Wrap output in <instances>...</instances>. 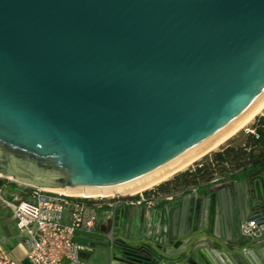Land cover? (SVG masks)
Segmentation results:
<instances>
[{
    "label": "water",
    "instance_id": "water-1",
    "mask_svg": "<svg viewBox=\"0 0 264 264\" xmlns=\"http://www.w3.org/2000/svg\"><path fill=\"white\" fill-rule=\"evenodd\" d=\"M263 104L264 0H0V176L126 194ZM249 188L247 215L232 211L227 187L165 200L149 214L158 242L116 237L119 255L135 264H264V172ZM124 208L109 212L113 233ZM218 219L233 245L227 256L204 248L210 237L201 244L209 231L222 246Z\"/></svg>",
    "mask_w": 264,
    "mask_h": 264
},
{
    "label": "built area",
    "instance_id": "built-area-1",
    "mask_svg": "<svg viewBox=\"0 0 264 264\" xmlns=\"http://www.w3.org/2000/svg\"><path fill=\"white\" fill-rule=\"evenodd\" d=\"M249 131L253 132L252 129ZM2 177L0 180L5 179ZM221 178L215 176L212 182ZM6 184L9 182L0 184V203L9 208L16 221L20 239L27 247V257L32 264H87L83 254L92 250L95 243L84 242L80 236H92L98 232L101 210L111 212L122 206L142 205L153 208L158 197L171 200L182 194H158L151 187L135 194L92 197L23 184L19 189L15 188L13 196L6 198ZM254 228L255 220L242 224L245 234L252 233ZM115 241L116 237L111 233L107 244L113 248ZM0 264H17L1 239Z\"/></svg>",
    "mask_w": 264,
    "mask_h": 264
},
{
    "label": "crops",
    "instance_id": "crops-1",
    "mask_svg": "<svg viewBox=\"0 0 264 264\" xmlns=\"http://www.w3.org/2000/svg\"><path fill=\"white\" fill-rule=\"evenodd\" d=\"M248 183V184H247ZM245 184L247 185V190L245 189ZM227 187L229 189L230 203L232 206V211L235 212L237 206H240L243 212L247 215L249 213V208L247 207L248 199L251 197L248 191L249 182L245 178H240L239 180L226 181L220 183L219 181L214 182L211 186L205 187V185L195 186L191 188H197L196 191L190 190L189 192H197L203 195L208 193H215L219 189ZM201 188V189H200ZM182 195V194H181ZM248 196V197H247ZM177 197V196H176ZM165 205V200L161 198L155 199V206L153 208H147L146 206H122L125 207L126 214L119 224L120 232L118 234L112 232V226L109 221V212L101 210L99 212V230L92 236H80L81 239L85 241H93L95 244L92 246V250L87 251L83 254V258L87 261V264H135L130 260L123 258L119 255V249L114 245L111 248L106 242L111 233L115 237L123 239L127 244L131 245H141L147 244L153 246L158 242V239L152 235V225L151 218L149 214L151 211L153 213H158L160 208ZM245 223V222H244ZM213 228V227H212ZM218 232L222 237L219 239L222 246L217 245L213 240L212 232L207 231L202 237L203 242L201 244H208L209 237L212 240L210 246H205L204 248L211 254V252L216 248L217 253L220 255L228 254L226 245L232 247L233 245L228 244V232L224 225H221L219 219L217 220ZM216 229V227H215ZM233 230L230 229V238ZM197 236V235H195ZM197 238V237H196ZM235 238V237H234ZM0 239L3 241L5 247L7 248L10 256L16 261L17 264H32L27 257V247L21 241L19 236L18 227L16 221L11 215L10 210H5V206L0 203ZM199 238L195 239V244H198ZM233 240V239H232ZM249 240H245L241 244L242 247L246 248V251L253 252ZM106 243V244H104ZM212 255V254H211ZM253 255H255L253 253ZM221 257V256H220ZM169 259V257H167ZM256 258V255H255ZM221 259H223L221 257ZM74 264V263H66Z\"/></svg>",
    "mask_w": 264,
    "mask_h": 264
},
{
    "label": "trees",
    "instance_id": "trees-1",
    "mask_svg": "<svg viewBox=\"0 0 264 264\" xmlns=\"http://www.w3.org/2000/svg\"><path fill=\"white\" fill-rule=\"evenodd\" d=\"M251 129L253 132H248L242 144H229L202 157L203 160L195 166L179 171L172 178L155 186V193L186 194L191 187L211 186L214 183L212 179L217 174L222 177L220 183L240 178L251 182L264 172V114L256 116ZM6 181L0 180V184Z\"/></svg>",
    "mask_w": 264,
    "mask_h": 264
},
{
    "label": "bare ground",
    "instance_id": "bare-ground-1",
    "mask_svg": "<svg viewBox=\"0 0 264 264\" xmlns=\"http://www.w3.org/2000/svg\"><path fill=\"white\" fill-rule=\"evenodd\" d=\"M262 112H264V104L259 107L249 118H247L243 123H241L234 131H232L231 133H229L227 136H225L224 138H222L221 140L215 142L214 144H212L211 146L207 147L205 150H203L201 153H199L198 155L194 156L193 158L187 160L186 162H184L182 165L178 166L177 168L169 171L168 173L164 174L163 176L153 180L152 182L137 188L134 191L129 190L128 193L126 194H135L138 192H141L143 190H147L161 182H163L164 180L168 179L169 177L173 176L174 174H176L177 172L185 169L186 167L190 166L191 164L195 163L197 160L201 159L202 157H204L205 155H207L208 153L214 151L215 149H217L218 147H220L222 144H224L226 141H228L230 138H232L234 135H236L240 130H242L243 128H245L246 126H248L252 120L259 114H261ZM48 189H52L54 191H60V192H64L67 194H76V195H84V196H92V197H97V196H111L116 194L114 191L108 192L104 195H102V192L98 193V194H85L84 192H80V193H75V192H65L62 191L60 189H53V188H48ZM118 194H120L119 192H117Z\"/></svg>",
    "mask_w": 264,
    "mask_h": 264
},
{
    "label": "rangeland",
    "instance_id": "rangeland-1",
    "mask_svg": "<svg viewBox=\"0 0 264 264\" xmlns=\"http://www.w3.org/2000/svg\"><path fill=\"white\" fill-rule=\"evenodd\" d=\"M262 114H264V112H262V113L259 114V115H262ZM255 118H256V117H255ZM255 118L252 120V122H251L248 126H246L245 128H243L242 130H240L236 135H234L232 138H230L228 141H226L224 144H222L220 147H218V148L215 149L214 151H217V150L221 149L222 147L227 146V145H229V144H233V145H240V144H242V143L245 141V138H246V136H247L249 130L251 129V126H252V124H253ZM214 151H212V152H214ZM212 152L208 153L207 155H211ZM205 156H206V155H205ZM205 156H204V157H205ZM204 157H203V158H204ZM203 158L197 160L195 163L191 164L190 166L186 167V168L183 169V170H186L187 168H189V167H191V166H195V164H196L197 162L202 161ZM181 171H182V170H181ZM173 176H174V175H173ZM173 176L169 177L168 179L172 178ZM216 176H221V175H220V174H217ZM2 178H5V179L9 182V184H6V186H5V188H4V190H5L4 195H5L6 198H10V196H13L14 193H15V190H16L15 188L19 189V186H21V185L24 184L22 181H14V180H13L14 178H11L10 176L2 177ZM168 179H166V180H168ZM166 180H164V181H166ZM157 185H158V184H157ZM157 185H155V186H157ZM155 186H153V187H155ZM153 187H152V188H153ZM5 210L8 211L9 208L5 207Z\"/></svg>",
    "mask_w": 264,
    "mask_h": 264
}]
</instances>
